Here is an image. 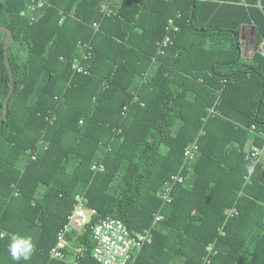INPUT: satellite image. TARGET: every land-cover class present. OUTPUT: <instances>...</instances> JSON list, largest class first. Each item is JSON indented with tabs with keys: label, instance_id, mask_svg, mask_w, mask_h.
I'll return each instance as SVG.
<instances>
[{
	"label": "trees",
	"instance_id": "obj_1",
	"mask_svg": "<svg viewBox=\"0 0 264 264\" xmlns=\"http://www.w3.org/2000/svg\"><path fill=\"white\" fill-rule=\"evenodd\" d=\"M30 1L0 0L15 81L0 121V264H99L92 227L107 217L152 228L136 264H264V158H246L264 147V0H46L22 14ZM244 25L256 29L249 60ZM7 39L0 30V118ZM82 44L91 55L77 74ZM78 194L97 214L67 235L75 263L51 259ZM13 236L31 239L28 260L12 258Z\"/></svg>",
	"mask_w": 264,
	"mask_h": 264
},
{
	"label": "built area",
	"instance_id": "obj_2",
	"mask_svg": "<svg viewBox=\"0 0 264 264\" xmlns=\"http://www.w3.org/2000/svg\"><path fill=\"white\" fill-rule=\"evenodd\" d=\"M46 0H31L28 3L27 9L22 14L31 15L33 12L41 9ZM110 3V2H109ZM103 11L111 13V9L108 3L102 5ZM31 19H34L31 16ZM170 27L174 31H178L179 28L174 26L173 20L169 22ZM171 43L170 37H167L163 42V46H167ZM79 55L75 57L71 62V68L74 73L81 74L87 73L82 63L90 59L91 47L87 44L79 46ZM256 127L253 126L252 130ZM264 140V134L260 135ZM44 147L40 144V149ZM199 147L197 141H193L188 144L184 150V167L189 162L195 160ZM27 156L32 159L37 158L36 153L30 151L26 152ZM264 155V147L258 148L256 145H251L247 151L246 158L250 160L252 164L256 165ZM183 167V168H184ZM182 168V169H183ZM93 171H104L103 165L94 164L92 166ZM185 182V178L182 174L178 173L171 177L157 194L163 201V206L169 205L173 201L172 192L176 184H182ZM97 214L96 210L88 206V200L83 194H78L75 197V206L71 215L68 217V223L64 229L58 233L57 241L55 246L50 250L49 256L51 259L62 260L70 263L76 262V254H69L70 243L67 235L70 233L72 228L83 227L91 223L92 218ZM225 214L228 217H234L238 215L236 208H228L225 210ZM164 218L163 214L158 212L154 217V224L162 221ZM92 238L94 241V247L92 250L93 259L99 264H136L137 257L141 252L142 248L152 242V228L145 229L141 232L131 231L124 222L119 219L107 217L98 221L92 227ZM213 246L208 247V251H212ZM80 253L78 250L77 253ZM206 262L209 261L206 259Z\"/></svg>",
	"mask_w": 264,
	"mask_h": 264
},
{
	"label": "clouds",
	"instance_id": "obj_3",
	"mask_svg": "<svg viewBox=\"0 0 264 264\" xmlns=\"http://www.w3.org/2000/svg\"><path fill=\"white\" fill-rule=\"evenodd\" d=\"M252 168L249 167V174L252 172ZM34 245L30 238H24L19 236H13L8 246V250L14 260L19 261L21 258L28 260L33 252Z\"/></svg>",
	"mask_w": 264,
	"mask_h": 264
},
{
	"label": "crops",
	"instance_id": "obj_4",
	"mask_svg": "<svg viewBox=\"0 0 264 264\" xmlns=\"http://www.w3.org/2000/svg\"><path fill=\"white\" fill-rule=\"evenodd\" d=\"M256 35V29L252 25H244L241 31V42L243 44V57L247 58L248 60L251 58L253 53V44L254 38ZM260 52L264 55V42L260 47ZM253 142V137L250 141V145ZM253 145V144H252ZM264 158V155L262 159ZM74 228H72L73 230Z\"/></svg>",
	"mask_w": 264,
	"mask_h": 264
},
{
	"label": "water",
	"instance_id": "obj_5",
	"mask_svg": "<svg viewBox=\"0 0 264 264\" xmlns=\"http://www.w3.org/2000/svg\"><path fill=\"white\" fill-rule=\"evenodd\" d=\"M0 30L8 33V39H7L5 47H4V58H5V62H6L8 71L10 73V80H11L9 94H8V96L5 99V105H4L5 106V111H4L3 116L0 118V121H1L8 114L9 100H10L12 94H13L12 90H14L15 81H14V76H13V70H12V68L10 66V62H9V58H8V49H9L10 45L12 44L14 38H13V35H12V33H11V31L9 29H7L5 27H0Z\"/></svg>",
	"mask_w": 264,
	"mask_h": 264
}]
</instances>
